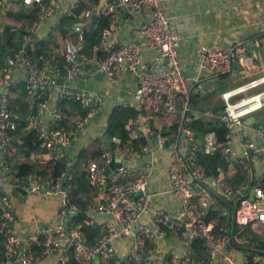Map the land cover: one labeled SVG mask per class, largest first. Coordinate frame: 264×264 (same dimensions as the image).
<instances>
[{"label": "crops", "instance_id": "1", "mask_svg": "<svg viewBox=\"0 0 264 264\" xmlns=\"http://www.w3.org/2000/svg\"><path fill=\"white\" fill-rule=\"evenodd\" d=\"M15 1L18 0H0V24L3 26V33L0 36V65L4 64L5 56L16 45L19 44L20 46L23 43V35L27 33L28 24L31 21L7 14V11L11 10L8 6L15 4ZM75 1H78L79 4L81 2L83 5L78 12H75L77 8H72ZM113 3L114 0H62L59 11L46 17L43 21L49 27L47 35L40 37L41 34L37 32V40L28 44L30 53L32 55L42 53L49 59H56L64 67L63 51L71 38L69 30L72 22L83 20L85 30H89L99 24L102 9ZM165 7L172 17V29L177 36L184 72L191 83V87H193L189 105H187V101L181 100L176 113L170 114L152 110L148 102L140 104L137 99L134 72L127 73L121 81L113 83L105 77L96 64L84 63L81 71L71 83L87 94L102 97V108L86 126L80 129L72 143L61 149H53L36 139L33 142L30 141L29 133L31 131L22 119L24 115L30 112L26 103V90L22 80L24 72L19 69L15 73V77L18 79L11 86L9 104L19 123L14 130L17 153L11 160L10 173L4 172L0 159V185L10 197L15 216L13 228L18 234L27 236L36 230H41L43 226L56 223L59 219L64 193H68L70 190L67 180L79 178L88 164L93 162L90 157L80 155L83 148H86L89 154L90 151L95 153L99 165L105 166V169L110 162L108 159L113 154L116 157L125 158L122 153L116 150L115 142H112L115 148H110V138L106 136V127L110 115L115 108L119 107L129 108L131 111L137 112V117L130 116L127 118V128L129 129L127 141L133 144L131 140L144 137L145 142L140 141L135 147L139 149L144 144L149 146L148 150L143 151L139 157L126 158L128 165L144 167L153 164V173L148 183V188L153 193L152 208L142 216L141 221L148 224L152 223L153 211L158 208H163L172 213L179 211L180 203L172 192L169 178L173 141L171 138L161 140L157 134L160 133L164 137L169 136L173 131L182 126L185 127L186 122L197 117H201L209 126L217 125L220 122V115L224 111V93H229L230 99L236 100L243 96V92L233 94V89L251 78L264 76V69H261V65L264 66V0H166ZM15 8L19 9L21 5L15 6ZM114 9L116 30L112 39L142 41L138 27L145 20V14L126 9L120 4L114 5ZM73 11L74 15L66 14ZM93 15H96L95 20L92 19ZM90 25L92 26L90 27ZM10 33L12 34L11 43L5 38L6 34L10 35ZM38 39L43 40L38 41ZM202 44L233 50L243 49L252 62L249 74L231 73L223 77L202 69L199 65L198 55L199 47ZM141 56L142 62L139 70L148 65L165 66V61L158 49L143 47ZM52 74L55 81L51 87L52 95L47 105L39 112V117L46 122H51L53 113L59 104V90L62 86L67 85V81L56 76L53 71ZM262 89H264V81L249 88L248 92L256 93ZM185 107H187V111L194 113V117L185 116L183 111ZM82 114H84V109L81 105L69 101L64 109L60 124L68 127ZM251 115L255 118H249ZM135 118H138L141 123L137 136L133 132V120ZM263 120L264 113L260 110L244 118L249 138L257 146L264 149V138L257 132L259 124L264 126L263 122L257 124V121ZM188 128L190 129V126ZM190 131L193 133L191 129ZM209 132H213L215 138H218L214 130H209ZM229 141L240 154L243 142L241 126H234ZM179 142L184 144V137H181ZM32 145L35 147L32 148ZM222 158L225 164L223 166L218 165L215 168L217 171L215 174L205 173L206 178L202 184L206 189L201 191L198 188L194 200L198 201L200 195L207 194V210L208 213L212 212L208 220L212 230L218 235L232 233L236 237L224 245L223 251L228 252L235 264H242V255L249 251L246 249L252 246L251 241L255 239L264 240V222L243 218L240 214L238 198L227 195L224 192V187L226 185L236 188L245 183L248 185L247 192L253 193L257 187L264 186V150L251 151L246 159L239 157L237 160H228L223 154ZM24 164L31 166L30 171L28 168L25 172L29 171L37 177L42 184L41 190L34 191L27 182H23L25 175L20 171V166ZM199 164L205 172L203 164ZM68 174H71V178H67ZM59 178H66L64 185L61 183L59 190L53 189V183ZM87 179L93 184V179L88 174ZM100 199L101 196L98 192L94 194L87 210L86 217L93 218L94 224H86L83 221L74 223V216L69 221H67L68 217H65L64 229L68 231L71 226L77 224L78 228L82 230V226H84L82 232L87 236L86 232L90 231L92 227L97 225L100 227L99 230H102L104 223L112 220L115 222L117 230H121V225L110 213L104 209H97L101 202ZM249 234L252 237H249ZM114 243L116 252L112 257H95L92 264H119L124 261L128 255L131 237L121 232L114 239ZM186 247L183 239L177 233L170 232L166 238L155 241L146 240L143 246V257L145 260H149L151 264H195L203 253L202 247L196 249L193 244L191 250ZM0 255L5 256L1 242ZM58 262L59 253H51L40 264H57ZM67 262L74 264L76 254H68ZM213 264H223V262L218 257Z\"/></svg>", "mask_w": 264, "mask_h": 264}, {"label": "built area", "instance_id": "2", "mask_svg": "<svg viewBox=\"0 0 264 264\" xmlns=\"http://www.w3.org/2000/svg\"><path fill=\"white\" fill-rule=\"evenodd\" d=\"M26 4L37 3L40 8L37 16L29 22L28 30L23 35V43L7 55L5 64L0 65V159L5 173L11 172V160L17 153L14 142V130L18 120L9 104V93L12 84L18 79L15 73L21 69L24 72L22 80L26 90V103L30 112L22 117L25 125L37 133L38 139L49 148L61 149L72 143L75 135L86 126L92 117L100 112L103 98L90 95L74 86L72 80L79 74L84 63H94L105 77L113 83L121 81L129 72L135 73L137 96L140 104L148 102L155 111L176 113L181 100L187 101L191 91V83L184 72L178 49L177 36L172 29V17L165 7L166 0H114V3L104 9L102 13L111 17L110 26L101 32L98 43L89 52L86 51V30L83 20H76L71 24L70 39L66 43L63 57L64 68L56 59H49L42 53L32 55L28 44L37 40V28L46 17L56 14L62 0H23ZM120 4L126 9L140 11L146 18L138 27L142 41H121L112 39L116 30L114 5ZM79 5L78 1L72 8ZM67 14H71L68 12ZM3 26L0 24V35ZM143 47L158 49L165 61V66L148 65L139 70L142 62ZM199 65L212 74L238 73L248 75L252 62L243 49L233 50L209 44H202L198 50ZM261 69L264 66L261 65ZM67 81L58 92L59 104L55 109L51 122L39 117V112L47 105L52 95L51 87L55 83L53 74ZM264 81V76L251 78L244 84L232 90L233 94L243 92V96L231 100L229 93H224L225 106L220 115V121L226 128V140L218 141L213 132L205 135L199 144L188 127L182 126L161 140L171 138L173 141L169 166V178L172 192L180 203L176 213L163 208L153 211L152 223L141 221L142 216L152 208L153 193L148 188L149 179L153 173V164L144 167L119 166L108 175L105 166L98 162H90L86 168L93 179V185L101 196L97 209H104L110 213L121 225L117 230L112 220L104 223V229L89 243L87 237L77 224L68 231L64 229L65 217L76 211V206L70 202L64 193L59 211V219L50 226H43L30 235L22 236L15 232V220L11 200L8 193L0 185V242L5 256L0 255V264H40L51 253H59L57 264H72L67 262V255L76 254L74 264H92L95 257H112L116 252L114 239L121 233L131 237L127 261L141 264L144 260L143 246L146 240L166 238L170 232L177 233L184 241L186 248L191 250L195 239L202 240L203 253L195 264H213L220 257L223 264H235L224 245L236 238L232 233L215 234L207 219V194L200 195L198 201L194 196L206 188L203 186L205 172L197 162V152L213 154L220 151L228 160L246 159L251 151H263L262 147L249 138L244 118L264 108V89L256 93H249L248 89ZM78 102L84 109V114L75 119L72 125L64 127L60 124L67 102ZM188 107V106H187ZM187 107L183 110L187 111ZM235 125L241 126L243 137L242 149L239 154L230 144L229 138ZM134 135L139 134L141 123L138 118L133 120ZM257 132L264 138V126L259 124ZM185 133L184 144L179 139ZM175 141V144H174ZM116 150L125 158L134 159L143 151L148 150V144L137 149L130 141L123 142L114 136ZM112 158V157H111ZM108 159V161L111 160ZM123 158V157H122ZM67 178H71L68 174ZM64 179V178H63ZM57 179L53 189L59 190L66 178ZM63 180V181H62ZM23 182L34 191H39L42 184L33 173L28 172ZM248 185L240 184L236 188L224 187L227 195L237 197L239 210L243 218L250 221L264 222V186L257 187L254 192H247ZM208 193V192H207ZM83 222L94 224V219L85 217ZM249 237H252L249 234ZM254 262L264 264V255L245 252L242 264H248L249 258ZM144 264H151L146 260Z\"/></svg>", "mask_w": 264, "mask_h": 264}, {"label": "trees", "instance_id": "3", "mask_svg": "<svg viewBox=\"0 0 264 264\" xmlns=\"http://www.w3.org/2000/svg\"><path fill=\"white\" fill-rule=\"evenodd\" d=\"M12 2H14V1H12ZM15 2H16L15 4H10V7L8 6V8H11V10L7 11L8 15L14 16V17L19 18V19L26 18L28 20H33L37 16V11L40 8L39 4H37V3L26 4L23 0H18ZM19 5H21V8H19V9L15 8V6H19ZM81 6H83V5L80 2L79 6L75 7V9L77 8L75 12H78L79 8ZM67 15H74V11L71 14H67ZM110 19H111L110 15L101 13L100 19H99V24H96L93 28L86 30L85 48H86L87 52L91 51L93 49V47L98 43V41L100 39L101 32L104 28L109 26ZM11 37H12L11 33H10V35L6 34V36H5L6 40L9 41V43L12 42ZM46 39H47V37H46ZM41 40H43V39H38V41H41ZM18 47H19V44L16 45L14 47V49L10 51V53H13ZM10 53H8V54H10ZM39 54H41V53H38L36 55H39ZM7 55L5 56V59H6ZM4 64H5V61H4ZM62 68H64V67H62ZM228 74H231V73H220L218 75L225 77ZM191 99H192V97H191ZM191 104H192V101H191ZM259 110L264 113V108H261ZM259 110H257V111H259ZM130 116L137 117V112H135V111L133 112L129 108L119 107V108H115L113 110V112L111 113L108 125L106 127V136L108 138H110V148H115L114 144L112 143V138L114 136H118L121 138V140L123 142H127V139L129 138V129L127 128V124H128L127 118ZM261 122L264 123V120L259 121V122L257 121V124H259ZM189 124H190L189 125L190 129L193 131L194 136L197 139V141L198 140L200 141L199 142L200 144L203 142L204 137L209 132V130H214V132L217 134V137H218L217 139L219 141H225L226 140L227 128L223 123H221V121L218 122L217 125H215V126H209L208 123H205L201 119V117H197V118H192L191 121L189 122ZM30 131H31L29 133V137H30L29 139H31L30 141L33 142L35 139L37 141H40L37 137V133L34 130H30ZM131 141L133 142L134 146L136 145V147H137V145L140 141L145 142V138L140 137L139 139H134ZM31 147L34 148L35 145H32ZM80 155L81 156H88V157H90V160H93L94 162H98V157H96V154L91 152V151L89 154L87 152L86 148H83L81 150ZM197 162L203 164V166L205 167V173L206 174H213V173L215 174L217 172L215 168H217L218 165L223 166L225 164L223 161V158H222V153L220 151H216L213 154H205L203 152L198 151L197 152ZM30 167H31L30 165H26V164L21 165L20 171L22 173H24V175H25L30 171V169H31ZM210 167H211V169H209ZM28 168H29V171L25 172ZM87 174H88L87 170H85L82 172V174H81V176H79V178H77V179L71 178V179L67 180L68 181L67 184L69 183V185H70V190L68 191L67 195L70 199V202L77 207V214L73 217L74 223L82 222L83 219L87 216V210L89 209L88 206H90L94 194L97 193L96 187L88 181ZM88 203H89V205H88ZM211 214H212V212L208 213L207 219H209ZM99 229H100V227H98L96 225V226L92 227L90 231L86 232V234H87L86 237H87V240L89 243H92L95 241L96 237L100 234V232L104 229V227L102 228V230H99ZM82 230H84V226H82ZM251 244H252V246H250ZM251 244L250 245L248 244L250 246V248L247 247L248 249H246V250L250 251L251 255H253L255 253H260V254L264 255V240L263 239L252 240ZM199 245L202 247V251H203L202 240L195 239L193 241V246L196 249H199V248H201ZM145 261H142L141 264H144ZM119 264H137V263L132 262V261H127V259H125L124 261H121ZM170 264H173V263H170ZM248 264H258V263L254 262L252 257H250Z\"/></svg>", "mask_w": 264, "mask_h": 264}, {"label": "water", "instance_id": "4", "mask_svg": "<svg viewBox=\"0 0 264 264\" xmlns=\"http://www.w3.org/2000/svg\"><path fill=\"white\" fill-rule=\"evenodd\" d=\"M92 19L95 20L96 19V15H93ZM91 26L92 25H90V27ZM48 31H49V27L46 25V23L45 22H41L39 24L38 28H37V32L41 34L40 37H44L45 35H47ZM192 89H193V87H191L189 98L187 100V105H189V103H190ZM186 115H189L190 117H194V113L191 112V111L190 112L186 111L185 112V116ZM249 118L254 119L255 117L253 115H251ZM185 127H189V122L185 123ZM184 136H185V133L183 134L182 137H184ZM122 165L123 166H128V160L126 158L116 157L115 154H113L112 155V159L110 160L105 173L108 175L111 171H114L117 167L122 166ZM76 214H77V211L72 212L70 217H68L67 221H69Z\"/></svg>", "mask_w": 264, "mask_h": 264}]
</instances>
